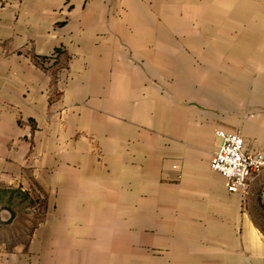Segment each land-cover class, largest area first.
<instances>
[{
    "label": "crops",
    "instance_id": "0c3cea01",
    "mask_svg": "<svg viewBox=\"0 0 264 264\" xmlns=\"http://www.w3.org/2000/svg\"><path fill=\"white\" fill-rule=\"evenodd\" d=\"M253 8L0 0L1 264H264V173L242 211L209 167L217 131L264 152Z\"/></svg>",
    "mask_w": 264,
    "mask_h": 264
},
{
    "label": "built area",
    "instance_id": "2783aa9c",
    "mask_svg": "<svg viewBox=\"0 0 264 264\" xmlns=\"http://www.w3.org/2000/svg\"><path fill=\"white\" fill-rule=\"evenodd\" d=\"M216 137L220 145L209 167L223 177L226 191L238 195L242 203L250 183L264 171V152L248 151L244 139L236 133L217 131Z\"/></svg>",
    "mask_w": 264,
    "mask_h": 264
},
{
    "label": "rangeland",
    "instance_id": "374dc122",
    "mask_svg": "<svg viewBox=\"0 0 264 264\" xmlns=\"http://www.w3.org/2000/svg\"><path fill=\"white\" fill-rule=\"evenodd\" d=\"M229 3H232L234 5L249 3L251 5V8H252V5H253L254 7H256L255 9L256 10L259 9V11L251 12V17H250L251 21H253L255 23L259 22V21H264V0H229ZM255 9L253 8V10H255ZM231 14H234V12H230L229 11V16ZM252 15H255V16H252ZM232 24H234V25H232ZM232 24L229 23V28H219V29H217L219 34L235 36V35H242V34L246 33V28L243 27L244 25L242 24V22H238L237 24H235V23H232ZM252 31H253V34L259 33V34H263L264 35V24H261L259 22L258 27L252 29ZM262 173H264V171ZM21 196L22 195H20V193L15 191V193H11V195H10V197H13L15 199V201L13 203L7 204L6 202H3L2 200H0V217L2 215V212H4V211H9L13 215H15L17 213L18 214L19 213L22 214L24 212L25 203L22 202V201L19 202V204L17 203L19 201V197H21ZM243 205H244V203L242 202L241 203V207H240V209L243 208L242 211L245 210V207H243ZM27 206H29V208L33 207V205H27ZM10 207H13L15 209L14 210L15 213L11 210ZM259 207H262L260 210L262 212H264V206L263 205L261 206V204H260ZM253 216H254V222L256 224H261L263 226L262 230L264 232V220L258 219L257 214H253ZM263 216H264V213H263ZM19 217L21 218L22 215L19 216ZM13 223L14 224H12L10 229L15 228L14 231H16V229H18L20 227H24L21 224V221L19 220V218L16 219ZM3 224H5V223H3ZM3 224L0 221V240H1V231L3 229H5L6 231H9L8 230L9 228L7 226L3 225ZM19 237L20 236L17 235V236H15V239L18 240ZM6 254L7 253H5V252H0V264H1V259L3 257H5Z\"/></svg>",
    "mask_w": 264,
    "mask_h": 264
}]
</instances>
